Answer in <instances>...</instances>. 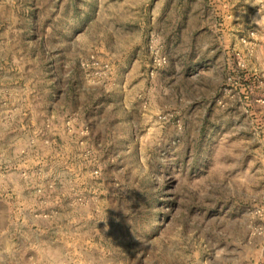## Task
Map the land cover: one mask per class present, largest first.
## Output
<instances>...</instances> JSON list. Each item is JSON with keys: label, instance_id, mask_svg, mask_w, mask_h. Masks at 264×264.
Wrapping results in <instances>:
<instances>
[{"label": "rangeland", "instance_id": "obj_1", "mask_svg": "<svg viewBox=\"0 0 264 264\" xmlns=\"http://www.w3.org/2000/svg\"><path fill=\"white\" fill-rule=\"evenodd\" d=\"M156 2L0 0V264H264V0Z\"/></svg>", "mask_w": 264, "mask_h": 264}, {"label": "crops", "instance_id": "obj_2", "mask_svg": "<svg viewBox=\"0 0 264 264\" xmlns=\"http://www.w3.org/2000/svg\"><path fill=\"white\" fill-rule=\"evenodd\" d=\"M167 1L168 0H157V2L154 4L153 9L150 8L149 6H147L145 12L147 13L148 16H149L148 13H150V15H155V19H157V20L161 16L166 17V15H168L166 12V9H165V7L167 5ZM131 7H132V10H134V11H137V9L140 8V7L136 8L133 5ZM181 7L183 8V5ZM177 11H178L177 15L175 14V12L174 13L170 12L169 15L167 16V20H168L170 16L174 15V17L172 19L167 21V24H166L167 29H168V32H171L170 38L173 42H175L176 44H180L182 42H185L186 44H185V47L183 48V51H190L191 48H194L192 43H195V41L193 42V38L200 36L208 27V25H207L208 24V17L206 15L203 16V13H201L199 11L200 14L196 13L195 15H192V17H195L196 21H197V23H195V25L191 26L192 30L186 31L184 34L182 32L175 33L177 36H174L172 30L175 29V27H177V26L182 27V26H188L189 25V23L186 22L187 21L186 19H188L186 17V15L189 16L187 14V12L185 10H182V9L177 10ZM175 17L179 20L175 21L176 20ZM183 23H185V24H183Z\"/></svg>", "mask_w": 264, "mask_h": 264}]
</instances>
